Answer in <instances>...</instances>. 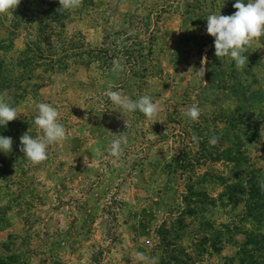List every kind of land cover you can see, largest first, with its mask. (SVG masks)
<instances>
[{
    "label": "rangeland",
    "instance_id": "374dc122",
    "mask_svg": "<svg viewBox=\"0 0 264 264\" xmlns=\"http://www.w3.org/2000/svg\"><path fill=\"white\" fill-rule=\"evenodd\" d=\"M234 3L21 0L0 15V96L18 113L0 126L13 139L0 151V264H134L136 252L264 264V37L238 69L206 32ZM109 89L151 96L156 120L121 114ZM40 102L58 108L68 138L34 166L20 136L38 134ZM192 104L197 121L183 115ZM123 132L116 159L107 149Z\"/></svg>",
    "mask_w": 264,
    "mask_h": 264
},
{
    "label": "clouds",
    "instance_id": "9594fccd",
    "mask_svg": "<svg viewBox=\"0 0 264 264\" xmlns=\"http://www.w3.org/2000/svg\"><path fill=\"white\" fill-rule=\"evenodd\" d=\"M83 0H59V9L72 10L82 5ZM21 0H0V15L7 14L16 9ZM233 7L236 11L232 15L210 14L207 16L206 32L214 37L215 56L220 60L228 57L235 62L238 69L243 68L248 63V56L245 53L249 48L264 37V0H235ZM57 10V11H58ZM207 56L201 61L198 75L204 76L207 71ZM105 95L110 102L122 113H134L139 111L146 119L156 120L160 104L154 102L149 95H141L133 100L120 91L109 89ZM38 114L34 119L37 128V135L34 137L28 132L20 136V151L32 165H39L48 159V148L51 145L64 142L68 138L65 126L59 122L60 113L57 107L49 103L40 102L36 104ZM183 115L190 121H197L201 115V110L197 104L186 106ZM77 118V117H76ZM18 119L17 109L5 102L0 96V126H7L9 122ZM158 122V121H157ZM163 122V121H159ZM126 128L129 121L125 120ZM166 133V132H165ZM108 147V154L116 159L123 154V145L127 144V137L124 132L115 134ZM261 137H264V126L260 130ZM193 140H198L193 137ZM218 137L213 135L209 139V144L215 146ZM13 139L0 135V151L9 153L12 151ZM85 164H88L87 156L84 157ZM115 162V160L113 161ZM134 264H158V258H149L143 252L134 254Z\"/></svg>",
    "mask_w": 264,
    "mask_h": 264
},
{
    "label": "trees",
    "instance_id": "16d2710c",
    "mask_svg": "<svg viewBox=\"0 0 264 264\" xmlns=\"http://www.w3.org/2000/svg\"><path fill=\"white\" fill-rule=\"evenodd\" d=\"M246 250V249H245Z\"/></svg>",
    "mask_w": 264,
    "mask_h": 264
}]
</instances>
